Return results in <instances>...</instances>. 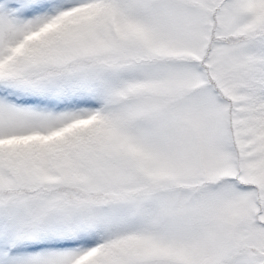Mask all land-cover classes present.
<instances>
[{
  "label": "snow or ice",
  "instance_id": "6c2138e0",
  "mask_svg": "<svg viewBox=\"0 0 264 264\" xmlns=\"http://www.w3.org/2000/svg\"><path fill=\"white\" fill-rule=\"evenodd\" d=\"M0 264H264V0H0Z\"/></svg>",
  "mask_w": 264,
  "mask_h": 264
}]
</instances>
